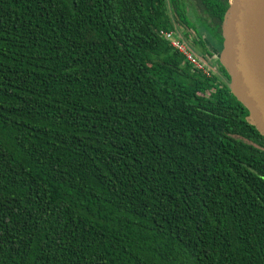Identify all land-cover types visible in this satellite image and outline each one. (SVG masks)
Masks as SVG:
<instances>
[{
    "label": "trees",
    "instance_id": "trees-1",
    "mask_svg": "<svg viewBox=\"0 0 264 264\" xmlns=\"http://www.w3.org/2000/svg\"><path fill=\"white\" fill-rule=\"evenodd\" d=\"M168 4L0 0V264H264V136Z\"/></svg>",
    "mask_w": 264,
    "mask_h": 264
},
{
    "label": "water",
    "instance_id": "water-1",
    "mask_svg": "<svg viewBox=\"0 0 264 264\" xmlns=\"http://www.w3.org/2000/svg\"><path fill=\"white\" fill-rule=\"evenodd\" d=\"M221 25L219 65L247 120L264 136V0H229ZM212 67L207 56H198Z\"/></svg>",
    "mask_w": 264,
    "mask_h": 264
},
{
    "label": "flooded vegetation",
    "instance_id": "flooded-vegetation-1",
    "mask_svg": "<svg viewBox=\"0 0 264 264\" xmlns=\"http://www.w3.org/2000/svg\"><path fill=\"white\" fill-rule=\"evenodd\" d=\"M168 2L169 8L177 20L185 22V20L189 19L194 24V28H190V32L196 37L195 34L199 32L203 33V35L208 32L209 36H213L211 27L216 30L219 28L221 31L220 25L217 26L219 19L217 15L212 14L215 10L211 7H216L215 9L223 8V6L228 4L229 0H168ZM220 34L222 35V32ZM209 56L211 59L215 57L214 54ZM212 67H214L213 64ZM210 70L216 71L214 68Z\"/></svg>",
    "mask_w": 264,
    "mask_h": 264
},
{
    "label": "built area",
    "instance_id": "built-area-1",
    "mask_svg": "<svg viewBox=\"0 0 264 264\" xmlns=\"http://www.w3.org/2000/svg\"><path fill=\"white\" fill-rule=\"evenodd\" d=\"M161 34L164 35L171 42L174 48H176L177 50L180 51V53L185 55L187 60L191 61L196 66L206 71H209L211 68H214V67L208 66L205 61L201 60V58L198 57V55L194 52V50L187 43L182 41L180 38L176 37L175 31L161 30Z\"/></svg>",
    "mask_w": 264,
    "mask_h": 264
},
{
    "label": "rangeland",
    "instance_id": "rangeland-1",
    "mask_svg": "<svg viewBox=\"0 0 264 264\" xmlns=\"http://www.w3.org/2000/svg\"><path fill=\"white\" fill-rule=\"evenodd\" d=\"M189 20V19H188ZM184 31H183V30ZM187 29V30H186ZM190 32L191 30H190V28H189V25H185V29L184 28H179V29H177L176 30V32H175V35H176V37H178V38H180L182 41H184L185 43H187L193 50H194V52L198 55V56H204L203 55V53L202 52H204L203 51V49L200 47V46H197L196 45V48L199 50H197L194 46H192L189 42H188V40H187V36L185 35L186 34V32ZM191 33V32H190ZM192 34V33H191ZM203 34V33H202ZM209 33L208 32H206L204 35H203V37L205 38V40L208 42L209 41V39H210V37H209V35H208ZM192 36H193V34H192ZM217 51L215 50L214 52H213V54L215 55V57H213L212 58V64L214 65V69L215 70H217L216 68L218 67V63H217V61H216V58H218L217 57ZM210 60V59H209Z\"/></svg>",
    "mask_w": 264,
    "mask_h": 264
}]
</instances>
